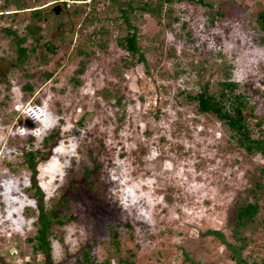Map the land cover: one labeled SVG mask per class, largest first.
<instances>
[{
	"label": "rangeland",
	"instance_id": "rangeland-1",
	"mask_svg": "<svg viewBox=\"0 0 264 264\" xmlns=\"http://www.w3.org/2000/svg\"><path fill=\"white\" fill-rule=\"evenodd\" d=\"M10 1L43 11L0 18V264H44L29 240L38 207L28 150L41 152L34 177L45 209L64 220L50 229L52 264H79L84 251L109 264H236L225 242L243 244L239 264H264V154L246 153L187 96L236 81L253 106L249 130L264 132V0H170L161 14L128 12L144 63L117 43L128 0L58 13L54 0ZM255 199V219L236 229L237 205Z\"/></svg>",
	"mask_w": 264,
	"mask_h": 264
},
{
	"label": "trees",
	"instance_id": "trees-1",
	"mask_svg": "<svg viewBox=\"0 0 264 264\" xmlns=\"http://www.w3.org/2000/svg\"><path fill=\"white\" fill-rule=\"evenodd\" d=\"M97 0H91L90 3L84 2L83 5L94 6ZM99 1V0H98ZM193 1V0H189ZM199 3H203L204 0H197ZM170 0H128L127 2L123 3L122 6L118 9L119 17L122 18V21L125 25V34L121 36L117 43L118 45L126 50L128 53L132 55H137V61L140 63L145 62V57L141 52L140 45L138 42L137 37V29L131 23L128 12H132L133 10H140L145 13H149L151 15L161 14L163 9V5ZM11 1L4 0L3 4L0 6V18L4 17L3 13L7 11H11L12 9L9 8ZM136 3V4H135ZM26 5V4H24ZM20 6L17 3V8H14L15 11L10 13H6L7 16H14L15 13H18V10L24 11L27 8H33L34 6ZM43 5V4H42ZM208 5V4H207ZM41 4L38 5L39 8H34L28 10L31 12L32 18L41 19L42 16V7ZM13 9V10H14ZM170 8H168V11ZM90 18L91 16V9L89 10ZM216 14L223 15L222 12L217 11ZM10 16V17H11ZM216 16L213 15L211 21ZM89 18V19H90ZM86 19V18H85ZM257 20L260 25V29L264 31V10H261L258 14ZM90 21V20H89ZM15 33L14 31H12ZM29 33V32H28ZM26 41V36L17 37L16 36V52H17V60L18 62H23L26 54L27 48L23 46L24 42ZM261 43L264 44V35L261 37ZM46 49L50 51L55 50V46L53 44L46 43ZM35 46V45H34ZM31 47V51L35 50V47ZM82 50H78V54H82ZM83 68V63H81L80 71ZM50 73H47L46 76H50ZM25 89H31L30 85L25 86ZM239 83L233 80H222L219 82V90L217 93H212L208 90L205 86L202 89H199L193 95H187L191 101L196 102L197 110L200 113L204 114H211L215 118H217L220 122H222L230 131L232 137L235 139L238 146L243 148L246 153L248 154H264V132L260 130L262 120L259 119L255 122V126L259 129V134L257 136L253 135L252 132L249 130V120L254 116L253 114V106L248 101L247 90H238ZM59 131L55 130L52 134H49L43 138V145H47L48 141L51 142L55 141V138L58 135ZM41 152L40 150H28L25 153L26 162L28 167L32 172L31 183L30 187L32 189V195L37 202L38 207V227L33 237L29 240L33 241V250L35 252H39L40 255L43 257L44 264H52L51 261V246H50V229L53 224H63L64 220L62 216H60L59 212L56 210H47L44 207L43 200H42V191L38 187L34 175L36 174V157ZM48 152H45L44 155H47ZM90 173L87 172V175ZM256 187H260L259 183L255 184ZM68 197L66 193L62 196V202H68ZM259 211V204L257 200L251 202H244L242 204L237 205L236 212L234 214V221L236 229L246 226L247 224L253 222L255 219L256 214ZM237 232V230H236ZM208 234L210 235H218L222 237V233L216 230H208ZM227 248L231 252V258L235 261L236 264L243 262L244 260L240 256V250L244 247L243 244L241 245H234L230 242H225ZM264 262V260H263ZM79 264H109L108 261L104 262H94L90 259L88 251H84L82 253V260H78ZM23 264H30L28 261L24 262ZM256 264V263H253Z\"/></svg>",
	"mask_w": 264,
	"mask_h": 264
},
{
	"label": "clouds",
	"instance_id": "clouds-1",
	"mask_svg": "<svg viewBox=\"0 0 264 264\" xmlns=\"http://www.w3.org/2000/svg\"><path fill=\"white\" fill-rule=\"evenodd\" d=\"M75 1H78V2H74L73 4H71V6L72 5H75V4H77V5H81V4H84V2H86V3H90V1L91 0H75ZM51 5L53 6V10H54V6H56V5H59L60 6V9H61V6L63 7V8H67L66 6H65V2H64V0H54V1H52V3H51ZM70 6V7H71ZM69 7V8H70ZM34 8H39L38 6H36V7H33V8H27V9H24V10H31V9H34ZM43 8V7H42ZM68 9V8H67ZM15 11V9L14 10H11V11H7V13H12V12H14ZM17 111H18V109H16ZM31 109H25L24 111H22L23 113H27L28 111H30ZM30 113H32V112H30ZM35 118V117H34ZM33 119V118H32ZM36 120H38V119H36ZM41 124H42V122H41V120H38Z\"/></svg>",
	"mask_w": 264,
	"mask_h": 264
},
{
	"label": "built area",
	"instance_id": "built-area-1",
	"mask_svg": "<svg viewBox=\"0 0 264 264\" xmlns=\"http://www.w3.org/2000/svg\"><path fill=\"white\" fill-rule=\"evenodd\" d=\"M65 2V6L67 8H69L71 6V4H73L74 2H78V1H75V0H64Z\"/></svg>",
	"mask_w": 264,
	"mask_h": 264
},
{
	"label": "water",
	"instance_id": "water-1",
	"mask_svg": "<svg viewBox=\"0 0 264 264\" xmlns=\"http://www.w3.org/2000/svg\"><path fill=\"white\" fill-rule=\"evenodd\" d=\"M59 10H60V6H59V5L54 6V11H55L56 13H58Z\"/></svg>",
	"mask_w": 264,
	"mask_h": 264
}]
</instances>
